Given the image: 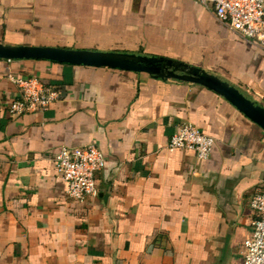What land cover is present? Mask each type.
<instances>
[{"label": "crops", "instance_id": "crops-1", "mask_svg": "<svg viewBox=\"0 0 264 264\" xmlns=\"http://www.w3.org/2000/svg\"><path fill=\"white\" fill-rule=\"evenodd\" d=\"M0 42L170 58L264 107V50L198 0H0ZM10 75L59 98L12 115ZM186 122L215 138L207 160L168 148ZM89 144L106 166L98 194L74 200L54 159ZM261 191L264 130L204 86L0 59V264H242Z\"/></svg>", "mask_w": 264, "mask_h": 264}, {"label": "built area", "instance_id": "built-area-1", "mask_svg": "<svg viewBox=\"0 0 264 264\" xmlns=\"http://www.w3.org/2000/svg\"><path fill=\"white\" fill-rule=\"evenodd\" d=\"M213 7L215 18L244 40L257 44L264 50V0H198ZM11 62L10 60H7ZM20 88V98L9 107L15 116L43 112L59 98L58 92L35 77L10 75ZM215 138L201 131L190 122L179 126L172 136L170 150H190L200 160H207L214 148ZM55 166L66 184L69 198L84 200L98 194L97 175L106 166L104 153L95 144L79 148L62 147L55 156ZM256 214L253 232L245 241L242 264H264V191L252 199Z\"/></svg>", "mask_w": 264, "mask_h": 264}, {"label": "water", "instance_id": "water-1", "mask_svg": "<svg viewBox=\"0 0 264 264\" xmlns=\"http://www.w3.org/2000/svg\"><path fill=\"white\" fill-rule=\"evenodd\" d=\"M1 60H45L76 66L111 68L147 73L159 79H175L204 86L225 98L264 130V107L247 98L235 86L204 69L165 57L143 56L51 45H13L0 42Z\"/></svg>", "mask_w": 264, "mask_h": 264}]
</instances>
